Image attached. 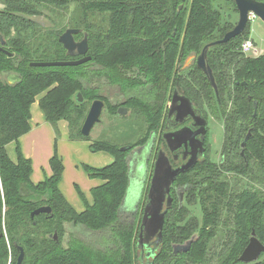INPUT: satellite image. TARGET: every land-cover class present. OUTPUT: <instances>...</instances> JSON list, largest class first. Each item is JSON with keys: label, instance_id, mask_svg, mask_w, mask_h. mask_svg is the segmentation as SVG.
<instances>
[{"label": "trees", "instance_id": "1", "mask_svg": "<svg viewBox=\"0 0 264 264\" xmlns=\"http://www.w3.org/2000/svg\"><path fill=\"white\" fill-rule=\"evenodd\" d=\"M0 2L5 6L0 8L3 47L12 53L0 50V264H16L20 247L25 251L22 264H264V252L253 263L240 261L253 233L264 243V55L241 53L247 33L212 46L207 60L218 94L195 63L184 67L188 57L200 54L232 27L214 0ZM72 3L77 4L76 16L59 27L52 16H63ZM35 16L49 18L54 27L46 28ZM68 28L82 30L75 38L87 34L92 59L77 66H31L34 61L76 59L67 56L59 40ZM94 79H104L110 89L118 86L122 99L113 102L109 89L104 93L100 85H91ZM174 90L206 118L212 115L222 122L224 161L210 159L206 141L203 159L176 181L186 185L188 202L201 204L202 220L195 215L187 223L171 219L177 205L172 192L176 201L165 217L163 242L144 252L137 235L143 196L137 210L124 207L135 185L129 155L160 129ZM78 92L85 98L82 103ZM95 99L103 100L112 116L126 107L144 136L124 144L113 139L92 143L93 150L106 149L114 160L103 168L89 167L102 183L93 188V203L77 211L60 190L63 165L57 156L51 160L52 176L35 184L31 160L18 150L14 161L7 146L30 131L31 107L37 100L47 122L57 125L64 119L70 138H89L81 128ZM128 145L130 149L121 150ZM178 204L183 219L188 217L186 205ZM43 205L51 206L52 213L32 217ZM68 223L87 236L69 233ZM192 237L188 252H174L175 244Z\"/></svg>", "mask_w": 264, "mask_h": 264}, {"label": "rangeland", "instance_id": "2", "mask_svg": "<svg viewBox=\"0 0 264 264\" xmlns=\"http://www.w3.org/2000/svg\"><path fill=\"white\" fill-rule=\"evenodd\" d=\"M4 7V4L0 2V8ZM76 12L77 4L72 3L69 9L64 12L63 16L52 17L58 20L60 24L59 27H62L68 25L70 19L76 16ZM222 14L225 21L229 20L232 25L236 24L238 17L235 13H232V15L230 14V19H227L228 12L223 11ZM34 18L46 28L54 27L51 20L45 16H35ZM250 36L259 48L264 49V22L260 18L251 20ZM80 38H82V36H76V40H81ZM91 85H100L101 91L104 93H107L109 89V96H111L113 102L123 97L122 95H117L119 92L118 86H114V88L110 89L111 86L107 87L104 79H94L91 81ZM128 112L129 110H127L125 115L118 114L112 116L107 112L106 108H104L101 115L102 121L93 127L89 138L74 139L69 136V128L66 120L62 119L57 125H52L45 120L37 100L31 107L30 131L19 138L18 141H14L7 147L8 154L14 161H17L18 150H20L25 157L31 160L33 167L31 180L35 184L52 176L53 170L51 167V160L54 156H57L58 160L63 165L59 184L60 190L77 211H83L88 205L93 203V188L102 183L100 178L92 176L89 167L94 169L103 168L111 164L114 160L112 153L106 149L93 150L92 143L100 139H113L118 144H124L125 142L137 139L138 136L142 134L143 129H141V125L129 117ZM207 121L208 155L212 161L219 162L223 157L221 147L224 140V127L222 122L216 120L212 115L207 117ZM131 155L132 153H130V156ZM140 156H142L141 153ZM139 159L141 160V157H139ZM150 164L151 160L149 162V165ZM138 176L141 177V172H138ZM140 193L139 187L138 189L132 188L131 195H128V201L124 205L126 210L128 208L130 209V206H133L134 210H137L142 197V193ZM182 193L183 205H186L190 214L183 219L182 214H184V212L179 213L177 211V206L179 205L177 197V205L172 212L171 219L176 218L178 221L183 220V223H187V218L195 215L199 221H201L203 218L201 204L197 202L196 199L188 202L185 199V192L183 191ZM140 206L141 208L143 207L142 203ZM141 211H139V215L137 216V223L142 216H140ZM66 227L69 233L76 235L80 234L81 237L87 236V232L82 233L83 229L80 227H75L69 223L66 224ZM176 231L178 233V230ZM69 233L65 236V243L69 238ZM92 238L93 242L97 241L96 237Z\"/></svg>", "mask_w": 264, "mask_h": 264}, {"label": "water", "instance_id": "3", "mask_svg": "<svg viewBox=\"0 0 264 264\" xmlns=\"http://www.w3.org/2000/svg\"><path fill=\"white\" fill-rule=\"evenodd\" d=\"M237 4L240 12V19L238 24L225 36L215 42L208 43L204 46L201 53L197 57L196 65L207 76L211 86L218 94V87L216 84L215 76L211 66L208 63V51L209 49L219 43H226L235 37L244 33L246 25L249 20L251 12L259 16L264 21V3L256 0H234ZM82 30L79 28H68L59 37L60 42L66 49L67 56L78 59L60 60V61H34L31 62V66H77L84 64L92 59L88 54L89 43L88 36L84 34V38L80 41L76 40L75 35ZM5 40L0 33V50L6 54L12 56V53L4 49ZM194 57H190L187 63L192 61ZM77 98L80 103L84 102L85 98L81 92L77 93ZM105 108V103L101 99H95L83 122L81 133L88 137L91 134L93 127L102 121L101 115ZM127 108H119V114L125 115ZM176 114L177 123H184L189 117L192 118L193 123L188 126H183L177 130L168 131L163 135L169 150L173 153L182 146L186 147V151L183 153V158H189L185 163L178 167H173L170 157L163 150H160L155 160L153 175L147 190L146 203L142 207L141 218L139 220L138 246L144 250L145 244H148L151 240L155 239V249L159 248L163 242V229L165 224L166 214L173 206V197L171 196V190L178 175L191 170L199 158L204 155L205 147L204 141L207 134L208 121L193 102L185 95L175 90L173 94L172 104L170 107V115ZM251 132L247 134L242 146L245 147L247 140L249 139ZM130 149V146L121 147L122 151ZM177 158V155H175ZM143 163L138 169L143 170ZM145 166V165H144ZM145 169V167H144ZM41 213H52V208L49 205H43L38 207L32 212V217ZM54 238L57 240L58 236L55 234ZM195 237H192L186 243L175 244L174 252H188ZM154 249V250H155ZM264 252V243L261 242L253 233L249 244L240 256V261L244 263H253L257 261L261 254ZM25 257V251L23 247H20V255L16 264H22Z\"/></svg>", "mask_w": 264, "mask_h": 264}, {"label": "flooded vegetation", "instance_id": "4", "mask_svg": "<svg viewBox=\"0 0 264 264\" xmlns=\"http://www.w3.org/2000/svg\"><path fill=\"white\" fill-rule=\"evenodd\" d=\"M192 1L193 0H190V3ZM256 1L264 3V0H256ZM213 4L221 11V13L223 11L228 12L227 19H230V16L232 15V13H235L237 15L238 20H237L235 25H232L229 20L225 21L223 19L225 21V23H228L229 25L232 26L231 29H229L228 31L232 30L238 24L239 19H240V12L238 10L236 2L234 0H214ZM222 16H223V14H222ZM255 18H260V17L257 16L256 14H254L253 12H251L250 15H249L248 23L246 25V29H245L244 33L241 34V35H244L245 33H247L248 37H246L240 44L241 53L244 54L246 57H252V58H257V57H260V56L264 55V49L259 48L256 45V43L254 42V40L251 38V36H250V34H251V20H253ZM241 35H239V36H241ZM78 41H80V40H78ZM245 41H249L252 44V47L255 48V50H256V54L250 55V54H246V53L243 52L242 45H243V43ZM198 56H199V54L198 55H196V54L191 55L190 57H194V59L192 61H190L189 63H187V60L190 58V57H188L187 60L184 62V67L192 65L193 63L196 64V60H197ZM78 58H80V57H77L76 59H78ZM174 91L171 92V94L169 95V99H168V101L166 103L165 111H164V115H163V119H162V123H161L160 129L157 132H153L152 133L150 139L148 140V142L146 144H144L142 146H139L136 149H133V151H131L132 155L131 156L129 155V159H131V164H130L131 176H133L135 178V180H136L135 181L136 184L134 185V188L138 189V187H139V191H141L142 196H143V203H142L143 206L146 203L147 190H148V187H149V184H150V181H151V177L153 175L154 164H155V160H156V158L158 156L159 151L163 150V151H165L167 153V155L170 157V161H171L173 167H178V166L182 165L189 158V155L187 156L186 159L183 158V153H184V151H186V147L182 146L177 151L172 153L169 150L165 139L163 138V135L166 132L177 130V129L183 127V126H188V125H191L193 123V120L190 117L184 123H177L176 114L170 115V107H171V104H172ZM198 111H199V109H198ZM118 113H119V108H118ZM200 114H202V113L200 112ZM207 134H208V125H207ZM207 134H206L205 141H204V147H205L204 155H205V153L207 151V146H206V141L208 139ZM140 153H141L142 156H140ZM175 155H177V158H175ZM204 155L199 158L198 162L201 159H203ZM139 157H141V160L139 159ZM150 160H151V164L149 165ZM223 161H224V158L222 157L219 162H223ZM142 163L145 165V166L143 165V170L144 171H140L138 169V167H141ZM144 167H145V169H144ZM138 172H141V177L138 176ZM177 179H178V177H177ZM177 179H176V181H177ZM176 181L173 184V187H172V190H171V196H172V192L175 193V197L177 196L179 198L178 203H180V205H183V193L182 192L184 191L186 193V185L185 184L184 185L183 184H177ZM143 188H144V190H143ZM172 197L174 199L173 202H175L176 198L174 196H172ZM177 244H181V243H177ZM155 245H156L155 244V239L151 240L148 244H145L144 252H146V249H149L150 251L154 250L155 249Z\"/></svg>", "mask_w": 264, "mask_h": 264}, {"label": "built area", "instance_id": "5", "mask_svg": "<svg viewBox=\"0 0 264 264\" xmlns=\"http://www.w3.org/2000/svg\"><path fill=\"white\" fill-rule=\"evenodd\" d=\"M242 50L246 54H250V55L256 54L255 48L252 47V44L249 41H245L243 43Z\"/></svg>", "mask_w": 264, "mask_h": 264}, {"label": "crops", "instance_id": "6", "mask_svg": "<svg viewBox=\"0 0 264 264\" xmlns=\"http://www.w3.org/2000/svg\"><path fill=\"white\" fill-rule=\"evenodd\" d=\"M44 118H45V117H44ZM48 123H49V122H48ZM25 135H26V134H25ZM23 136H24V135H23ZM11 143H13V142H11ZM11 143H9L8 146H9ZM8 146H7V147H8Z\"/></svg>", "mask_w": 264, "mask_h": 264}]
</instances>
